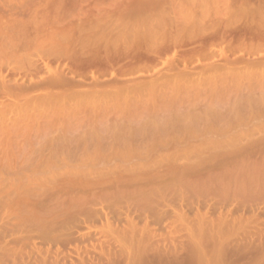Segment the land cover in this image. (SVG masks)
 <instances>
[{"label":"rangeland","instance_id":"1","mask_svg":"<svg viewBox=\"0 0 264 264\" xmlns=\"http://www.w3.org/2000/svg\"><path fill=\"white\" fill-rule=\"evenodd\" d=\"M172 1L174 0H0V7L35 3L36 7L39 8L26 15V20L40 21L43 18L49 17L62 20L72 19V21L74 20V22L71 21L74 23L73 29L68 28L65 30L74 31L77 35L71 31L68 32V35L70 33V37H78L81 34V38L82 36H84L83 38L86 36L81 41L79 37L78 39L76 38L75 45L77 47L75 48L76 51L74 50L76 55L75 52L74 54L72 53L74 45L71 53L69 52V55L63 56V59L61 58L60 60L61 62L56 61L52 63V69L55 71L57 69L66 79L72 78L73 72L74 79L72 81L71 79L68 80L70 81L69 86L58 88V90L54 88L53 91L51 88H47L44 92L40 91V95L39 92L36 93L37 96L34 94L38 98H35L36 100L32 103L22 101L10 105V102L7 100H0V264H264V154L257 153L250 157H242V159H227L229 161L224 162L219 168L212 169L209 172L205 171V173L202 171L203 174L201 175H199L200 173H192L194 175H192L193 178H191V174H188L189 176L187 175V177H190L192 180L190 178L187 180L194 182L192 184L185 182L187 181L185 179V181L183 180L184 182L180 179L183 173L180 176L174 174L176 176L174 178L173 173L171 175L164 169L170 176L167 175L165 180L163 177L162 180L164 182L160 179L157 182V177H155V182H157L156 184L154 183L155 186L154 184H152L153 186H150L151 184L125 185L117 188L118 190L115 188L116 191H113V189H109L110 192L109 190L106 191L109 193L94 188L95 190L86 191L85 195H83L84 200L86 198L84 210H81V204L77 206L71 204L61 212L59 218L55 219L52 211L54 210L52 209L54 208L53 205L55 206L54 202L46 208H40L35 204L38 200L46 198L44 195L33 197L31 201L37 202L32 203L30 201L27 205H15L8 201V194L10 193L8 190L9 185L14 179L16 181L18 177L24 179V175L34 174L43 179L49 177L51 180L52 176L64 171L60 169L66 170L67 167L72 168L76 166L79 168L78 171L81 174H92L104 170L111 178H115L126 176V171L138 163L144 164L146 170L159 169L162 164L167 162L166 158H162L153 152L145 153L140 146L143 143L142 139L154 134V132L158 136L157 142L168 139L169 137L164 138L158 135L164 128L170 131L176 129L178 131L176 136L182 140L198 139L204 143L227 145V148L233 146L241 149L247 146H259L264 142V64L261 62L262 60H260V64L255 61V59L259 60L264 56V47L261 45L263 51L261 48L254 50L256 48L254 41L257 40L255 39L253 41V49L251 48L253 53L250 54L248 51L251 45H247L248 49H246V46L242 49L240 45L242 44V39L238 40L239 38H235L238 40V43L240 41V44L235 40H232L234 42H229L227 50H225L228 47L226 43L223 42L225 45H215L217 41L214 40L213 44L217 47H214L215 53L217 52V54H213L214 57L211 58L212 55L209 53V57L203 56L205 59L199 56L200 58L195 61L193 60L194 57H198V54L196 56L195 53L196 49L200 48L199 42L205 41L203 34L205 36L206 33H209V29L212 30L210 31L212 32L210 35L214 36L213 29H210L205 24L214 19L211 16L214 15L212 11L215 5L207 9L210 10L209 16L212 14L211 18L207 15L208 20L205 21H208L207 23L202 20V16L207 12L204 11L205 9L203 10L204 15L199 17L196 16L197 14L195 15L199 19L201 17L205 26H202L201 23L199 26L194 27L195 29H192V26L187 27V29H190V32L186 29L185 31L182 30V32L184 31L182 34L180 31L181 36L178 41L181 42V39H184L182 40L183 44L181 43L182 47H180L178 42L165 55L158 52L160 49L155 52V55L162 56L160 60H158L157 56H153V52H151L152 45H148L150 49L147 47L148 40L145 43L146 46H143V40L141 42L140 40L134 42L132 39L125 41H123L124 39L113 40L108 46V53L114 55L115 61V55L118 57L117 60L122 57L121 55H123V58H126V60H122L121 58L124 62L118 60L120 63H117L118 65L116 64L115 69H113L114 66L112 65H115L114 58L112 59V56L107 55L106 45V49L104 46V52H102V46L104 45L103 35L105 33H98L103 31L96 27L98 24H93L94 22L100 23V21H96L95 16L107 21L108 18L114 19L110 23V28H112L118 24L115 14L121 10L155 8L157 6L155 8L157 13L166 12L168 14L177 8L176 4L178 0L175 1L177 3L174 5ZM181 1L183 5L180 8L186 7L191 9L194 7L191 4V7L186 6L189 0ZM208 1L210 2L209 5H211L212 0ZM200 2L199 0L198 3ZM253 2L257 3V0H253ZM180 8L178 6V9L182 12ZM197 9L199 8L197 7L196 10H193L198 11ZM1 13L4 12L1 11ZM0 15L5 16L7 14ZM87 15H89V18ZM77 17L79 18L77 19ZM99 18L98 20H100ZM246 18L247 14L240 13L228 20L223 18L224 22L222 20L221 26L220 24L218 25L222 29L223 24L227 20L225 24H230L232 27L233 25L235 27L236 25H240L239 28H241ZM80 19L84 22H88L91 19L93 25L91 26L90 21V27L85 30V25ZM103 19L101 20L102 25L107 26V21L103 23ZM79 24H82V27ZM238 26L234 29L232 28L233 30L230 32L233 33V31L239 29ZM100 27L102 26L100 25ZM90 28L99 30L98 32L94 30V33L96 32L98 37H91L94 34ZM83 30L87 35H84ZM87 30L90 31L87 32ZM202 32L203 34H201ZM234 33L233 35L236 34ZM198 36L202 37L199 39ZM211 37L209 34L206 36V44L210 45L208 41ZM66 38L55 35L53 37L55 41H65ZM192 38L196 49L194 48V43L193 45L189 43L190 39L192 42ZM255 38L257 37L255 36ZM212 39L213 37L210 40L212 41ZM249 39L248 42L250 41ZM244 40L246 44L247 39ZM234 43L238 44L237 50H239L240 45V51L245 48L248 50L247 53L237 51ZM97 44L101 45L100 49L97 47L99 50L96 48ZM140 45L143 48H140ZM156 45L157 43L154 44V47ZM171 45L169 44V47ZM177 45H179L180 51L177 49L176 53ZM191 46L193 47V52L195 50L194 55L192 54L193 56L189 54L192 48L188 50L189 53L185 51L193 62L189 58L186 64L183 60L185 58H182L186 54H184V51L181 52V49L183 47V49H190ZM203 46H205V43ZM211 47L207 46L210 50ZM231 47L233 49L230 55ZM132 48L136 49L135 52L138 50L140 58L141 56L146 59L149 58L150 61L153 59L150 63V65L152 64L151 67L149 65V68H147L148 71L145 68H143L144 70L142 69L144 63L141 67V61L138 59L139 55L136 53L135 56L138 57L137 60L136 58L133 60V63L136 62L137 67L133 66L134 70L131 72L132 68L128 60L133 65L130 60V57L133 58L134 56ZM173 48L175 49L173 50ZM203 49L205 54L207 49L206 47H203ZM219 49H222L220 50L221 52ZM118 50L121 51L118 52ZM223 50L226 55H224ZM164 51H166L165 48ZM258 51L261 52L258 53ZM124 52H126V55H124ZM179 52L183 54L181 55ZM94 53L99 58H95ZM221 54L223 58H226L229 54L230 57L228 55V59L226 58V60L232 63L234 60L232 55L235 54V62L240 61L242 66V61H244V66L241 70L245 67V71H240L239 68L241 66H239V63H234L238 69L233 68V71L231 68L233 72L231 71L230 73L222 70L224 76L222 75L221 81L219 79L222 72L217 78L214 75L215 80L212 83L210 80L213 79V75L205 67L212 65L213 63L211 64V62L216 61V59L221 60ZM92 56L94 61H91ZM106 56L107 59L105 60ZM189 56L187 55V57ZM108 57L111 58V61ZM236 57H238L237 60ZM79 58L83 59L79 61L80 64L78 62ZM210 58L211 60H209ZM73 59H77V62ZM231 59L233 60L230 61ZM72 60L74 62H71ZM200 60L202 62H199ZM203 60H207L208 65ZM220 60L218 61L219 65H223L225 60ZM250 60H254L258 67L256 65L252 67L254 64L253 62L249 63ZM84 61L88 64L89 70H87L88 68ZM172 61L175 65L178 63L180 65L178 64L175 68V65H171ZM19 62L21 65H25L27 60L23 59ZM82 62L83 66L79 68L78 65H81ZM98 62H101V66L102 64L105 67L107 66L106 71L109 72V75L106 72L107 77L103 74V71L105 73V67L103 68L102 66L103 70L101 72L99 70L101 66ZM109 62L111 65L107 64ZM111 62L114 63L112 64ZM125 62L128 64H125ZM90 63L93 66L92 70ZM61 64L65 65L64 68ZM70 64L76 69L78 67L80 72L83 68V72L86 70L90 74L87 73V76H85L86 72L82 74L76 73V69L72 71L73 67ZM97 64L99 67H97ZM214 64L216 63L214 62ZM187 65H189L188 68H191L188 69ZM247 65L252 67L249 70L250 72L247 71ZM121 66L127 67L124 69L127 72L122 71L121 74H117V70H121ZM231 66L234 67V65ZM128 67H130L129 74ZM193 67H197L199 70L197 71V68L192 69ZM96 68L102 73L101 75L100 73L97 74ZM259 68L262 72L254 70H258ZM135 70H139L140 73L139 71L138 74L135 73ZM161 70L164 73H168L169 71L168 75L166 74V76L163 72H160ZM174 71L176 74H179V72L183 74L182 77L186 79L183 80L186 82L180 80L182 79L180 74L176 78ZM44 72L46 71L44 70ZM123 72L125 73L124 75H122ZM158 73H161V75H158ZM209 74L210 76L208 77ZM40 75L42 79L39 77ZM119 75L123 78V83L120 81ZM148 75H151V78H154L155 81L160 80L161 86H164L162 84L164 82L165 84L171 82L173 86L170 83V86H167L168 88L166 87L165 89L163 87V91H160V86L155 92L150 93L148 90L143 92L145 82L151 81ZM113 76L118 77L121 84L117 83L119 82L118 78H115L113 80L116 84L113 82L112 85L113 80L111 78H114ZM172 76L173 78H171ZM188 76L190 84L187 85ZM49 77H52L50 73H43L42 71L38 75V78L35 77L34 81L37 83L40 78V81L44 80L48 82L51 79H47ZM129 77L132 79L130 80ZM157 77H159V80ZM82 78L84 80L81 81ZM27 79H20L21 82L19 80L18 84L28 86L31 84V81H29V78ZM110 79L111 84L107 83ZM126 79L128 80L127 82ZM137 79L140 82L145 80L144 85L142 83L143 88ZM165 79L171 81L167 83ZM176 79H178L177 84H175ZM74 80L79 81V85ZM102 81L105 83L104 85ZM215 81H219L218 85H223L221 89H216L214 86L217 85L214 83ZM80 82H84V84L81 83L80 86ZM131 82L135 83L133 88L130 85ZM98 84L101 86H98ZM126 84L130 86L126 87ZM72 86L74 87L71 88ZM103 86L106 87L104 88ZM138 87L140 92L138 91ZM50 91H52L51 95L48 93ZM1 103L3 104L1 105ZM201 110L203 112H200ZM194 114L197 115L194 116ZM147 115L153 116L150 122L147 125H138V120L143 117L145 118ZM8 124H18L19 127H24L23 131L16 136L13 134L8 135L6 132ZM123 125H128V128L138 131V133H141L140 136L135 138V141H132L133 139L128 138L129 136L127 134L124 135L123 132H118V134L114 135L115 130H120L119 126ZM128 128L126 129L127 132L129 131ZM91 129H96L97 132L87 142V145H92L94 144L93 142H104L105 140L102 138H107L108 141L109 137L115 136L120 137L117 141L131 142L125 143V146L121 145L122 148L118 152L110 149L101 150L93 146L88 150V153H77L74 155H67V153L56 151L51 146L50 141L67 130H71L78 135ZM204 131L210 132L207 134ZM130 143L131 145H128ZM181 159V162L193 163L199 160L196 157ZM162 171L163 169H161V173L163 174ZM161 173L159 178L160 176L162 177ZM195 174L197 175L196 177ZM194 178H196V181H194ZM159 182L163 183V185L160 183L162 186L156 187L157 184L159 185ZM85 210L90 213L89 216L84 215L83 212Z\"/></svg>","mask_w":264,"mask_h":264},{"label":"bare ground","instance_id":"2","mask_svg":"<svg viewBox=\"0 0 264 264\" xmlns=\"http://www.w3.org/2000/svg\"><path fill=\"white\" fill-rule=\"evenodd\" d=\"M175 1L176 0H174L172 2H173V5L178 2L176 4L177 8L175 6L176 9L174 11H171L168 14H166V12L157 13L156 12L157 10L155 9V8H157V6L155 8L130 9V10H127V11L121 10L118 13L115 14V16H116L115 18L118 21V24L115 25L114 27H112L113 29L110 28L111 27L110 23L113 22L114 19L112 20V18L111 19L108 18V21H107V20L102 18L104 20L103 23H106L105 21H107V26H106V25H102V23H101L102 19L101 18L98 17L100 19V20H98V18L95 16L96 21L97 22L100 21V23H95L94 22L95 19H93L94 20L93 24H98V26L96 25V27L100 28V30L102 29L103 32H101V31L98 32L99 30L97 31L96 28H94V29L90 28L91 31L93 30L92 32L94 34V35L92 34L93 36H91V37L92 38H96V36L98 37V34L96 32L94 33V30H96L98 33H103V34L105 33L104 35L102 34L103 38H104V45L102 46V48H103L102 52H104V46L106 45L107 49H106V46H105V49L107 50V53H108V46L115 39H121V40L124 39L123 41H125L127 39H132V40H134V42L136 40H140V42H141V40H143V42H144L143 46H146L145 43L148 40L149 42H147L148 43L147 47H149V49H150V46L152 45L151 52H153V56L154 57L157 56L159 58V59L158 58L157 59L160 60L161 59L160 57H162V56L155 55V52H157L160 49V51H158V52H160V54L163 53L165 55V54L168 53L169 49H172V47H175V45L178 42H179L178 44L180 45V47H182L181 43H182V40H184V39H181V42L178 41V40H180L179 37L181 36L180 34H181L182 30L185 31L187 29V27H190V26L193 27L192 29H195L194 27H197V26H199V24L202 23V26L208 25L210 27V29H213L214 36L210 35V33L212 34V32H210V31H212V30L208 29L209 33H206L205 36L203 34V32H204L203 31L201 34H203V37H205L204 38L205 41L203 42V40H202L201 42H199V44L197 43L200 46L199 49H196V45H195V43L193 41V38H192V42H191V39H190L189 43L192 44V45L194 43V45H195L194 48L196 49V53H195V50L193 52V47L192 46L190 47V49L189 48L188 49H183L184 47L181 49V52L184 51L185 52L184 54H186L188 52V50H191V48H192L191 53H189V52L188 53L191 56H193L194 53H195L196 56L198 54L197 58L194 57V59H193L194 61L197 60L198 58H200L199 56H201L202 58L209 57L208 56L209 53H210V55H212L211 58L214 57L213 54H217V52L215 53V49H214V47H216L215 45H217V44L218 45L219 44L223 45L224 43H226V45L228 47H226L225 50H227V48H229V42H234L232 40H235L237 42L238 40L242 39V41H241L242 44H240V41H239V43L237 42L238 44L241 45L242 49H243L244 46H246V49H248L247 45H251L249 51L246 50L245 48H244V50L241 49V51H244L246 53L248 51V53H250V54L253 53L251 50L253 49V46H254L253 41L255 39H257V40L254 41L256 43L255 44L256 48L254 50H257V48L259 50L261 48V45H262V47H264V40H263V38H264V0H257V3H254L253 0H212L211 5H209L210 2L208 0H200L201 1L200 3H198L199 0H197L198 2L196 0H189L188 1L189 5H188V2H187L186 6L191 7L190 6V4H191L192 7L193 6L195 7V8L194 7L191 8L192 10L190 8H186V7H185L186 9L184 7L180 8V6L183 5V2L180 0V3H179V0H178L175 3ZM184 2H186V1H184ZM213 5H215V6H213ZM178 6L182 10V12L178 9ZM210 6L214 7V10L212 11V13L214 15L213 16H211L212 14L210 15L211 17H214V19L210 21L211 23L209 22L208 24H205V23L208 22V21L207 22H205V21L208 20V16H209L210 10H207V9ZM40 7H42V6H40ZM197 7L199 8V9H197L198 11H194V10H196ZM38 8L39 7H36L35 3L34 4H29V5H22V4L21 5H17V4H15V5H7V6L0 7V14H5V13L7 14L5 16L4 15H0V100L2 99V101H3L5 99L8 102H10V105H13V104H16L17 102H22V101H24L25 103H29V102L32 103V102H34L36 100L35 98H38V97H36L37 96L36 93L39 92V95H40V91L44 92V90H47V88H51L52 91H53L54 88H55V90H56V88L58 90V88H61V87H64V86H69L70 85V81H68V80L71 79V81H72L74 79L73 78V72H72V76H71L72 78L67 77L69 79H66L64 76H62L61 73L58 72L57 69H56V71L52 69V63L56 62V61L57 62H61L60 60H61V58L63 56H65L67 54L69 55V52L71 53V51L73 49V46L75 45V41H77L76 38L78 39V37H79L80 41L82 39L86 38V36H85V38H83L84 36H82V38H81V34H79L78 37H74V36H72V33L74 31L72 32L71 30H65V29H68V28H72V26L74 25V23H72V22H74V20L72 21V19L71 20L69 19L70 21L68 19L62 20V19H58V18H55V17L43 18L40 21L39 20L28 21V20L25 19L26 15H28L29 13L37 10ZM173 8H174V6H173ZM203 10L205 12L206 11L207 12L209 11V12L208 13L206 12V14H205ZM1 11H3L4 13H1ZM240 13L247 14V18H246V21L243 22V25L241 26V28H239L240 25L239 26L236 25V27L238 26L239 29H236V31H233V33L234 32L236 33V34L234 33L235 35H233V33L230 32V31L233 30L234 28H236L235 25H233V27H232V25L225 24V23L232 16L239 15ZM84 15H85V12H84ZM195 15L198 16V17L204 15V16H202V18H203L202 20L205 23L201 20V17L199 19ZM87 16L89 18V15H87ZM78 18L79 17H77V19ZM223 18L227 19L226 22L222 26L225 30L223 28L222 29L219 28V25H218V24H220V26H221L222 20L224 22ZM80 21H82V20L80 19ZM90 21H91V26H92L93 24H92V20L91 19L88 20V22L82 21V23H84V25H85L84 26L85 30L88 29V27H90L89 26L90 25ZM64 23H66V24H64ZM195 24H197V25H195ZM79 25L81 26L82 24H79ZM86 25H88V26H86ZM100 25L102 27H100ZM193 25H195V26H193ZM109 28H110V30L111 29L112 30L110 31ZM226 28L229 29V30H227ZM90 30H87V32L90 31ZM187 30L189 31L190 29L188 28ZM69 31L72 32L71 36L73 38H75L74 40H73L72 37L69 36L70 33L68 35ZM84 32L85 31L83 30V33ZM106 32H107V34H106ZM112 32H113V35H112ZM114 32H117V33H114ZM176 32H179V33H176ZM183 32H182V34H183ZM85 33H84V35H87ZM74 34H76V33L74 32ZM89 34H91V32H89ZM174 34H176V35H174ZM208 34H209V36L213 37L212 41L210 40L212 37L209 38L210 42L208 41V43L210 45L206 44V36ZM54 35L55 36L65 37V38L67 37V38H66L65 41H62V40H60V41L56 40L55 41L53 39ZM177 35H179V36H177ZM255 36L257 38H255ZM91 37L89 36V38H91ZM154 37H155V39H154ZM175 37H176V39H175ZM182 37H183V35H182ZM201 37H199V39ZM253 37H254V39H253ZM89 38H87V39H89ZM235 38H239V39L237 40ZM248 38H250L249 42H248ZM258 38L260 39L259 42H258V40H259ZM144 39H146V40L144 41ZM244 39H247L248 44H247V42L245 44V40ZM214 40L217 41L215 43V45L213 44ZM251 40H252V42H251ZM169 41H171V42H169ZM185 41H187V40H185ZM114 42H116V41H114ZM150 42H152V44H150ZM174 42H175V44H174ZM261 42H262V44H261ZM156 43H157V45H156V47H154V44H156ZM171 43H172V45H171ZM204 43H205V46H203ZM169 44L171 45L170 47H169ZM234 44H235L236 50H237L238 49V44L237 45H236V43H234ZM98 45L99 44L96 45V48L98 47L100 49L101 45H99V46ZM148 45H150V46H148ZM179 45L176 46V50H175L176 53H177V49L178 50L180 49V47H178ZM240 45H239V50H237V51H239L241 53ZM166 46H167V48H166ZM207 46H209V47L212 46L213 47V52H212V47H211V50H210V48L208 49ZM235 46H232V47H235ZM76 47H77V45H75V47L73 49V52H72L73 54L76 51L75 50ZM161 47H162L163 52L161 50ZM203 47H206V49H207V52H205V54H204ZM232 47L230 48V51L233 49ZM140 48H143V47H141V45H140ZM164 48L166 49L167 52L164 51ZM197 48H198V46H197ZM132 49L134 50V48H132ZM174 49L175 48H173V50ZM206 49H205V51H206ZM135 50H134V53H133L134 54L133 58L130 57V60L132 61L131 63L133 65H131L130 61L128 60L129 65L132 68L131 72L134 70L133 66L135 68L137 67L136 62H134L135 65L133 63V60H135V58L137 60V57H138V56L137 57L135 56L136 53L139 55L138 59H139V61H141V63L139 62L141 64L140 65L141 67L143 66V63H144V66L142 67V69L145 68L146 71H148L147 68H149V65H150V63L152 62L153 59H151V61H150L149 58L146 59L145 57H142V56L140 58V53H138V50H137V52H135ZM146 50L148 51V49H146ZM220 50H222V49H219V51ZM261 50H262V48H261ZM120 51L118 50V52H120ZM210 51L212 52V54H211ZM144 52H145V50H144ZM151 52H150V54L152 55ZM223 52L225 53L224 50H223ZM234 52H236V51H234ZM260 52L261 51H258V53H260ZM229 53L231 55L232 51L229 52ZM116 54H117V52H116ZM119 54H118V56H119ZM179 54L182 55L183 53L179 52ZM189 54H186L185 56L184 55L182 56V58L183 57L185 58L183 60H184V62H186V64L188 63L189 58L191 60V57L189 56ZM75 55H76V52H75ZM96 55L94 53V57L95 58H99V56L96 57ZM107 55L109 56L110 54L108 53ZM124 55H126V52H124ZM128 55H129V53H128ZM130 55L132 56V54H130ZM187 55L189 57H187ZM224 55H226V53ZM228 55L226 57L227 59H228ZM230 55H229V57H230ZM244 55H247V54H244ZM110 56H112V59L114 58V55H110ZM121 56L122 57H120V59H118V60H120L121 62H124L122 60L123 59L126 60V58L125 57L123 58V55H121ZM221 56H222L221 60L220 59H216V61H212L211 64L212 63L213 64L209 65V67H207V66L205 67V65H204L205 69L209 70L211 73L209 71L208 72L211 75H213L212 76L213 77L212 80L208 79V80H210V82L212 81V83H213V80H215L214 78L215 77L217 78V76H219V74L222 72L220 74L221 77L219 79V81H221L222 75L224 76L222 70H224V72L228 71V73H230L233 68L238 69L237 67H235L234 63H237V64L239 63V66H241L240 61L235 62V57H234L235 54L232 55L234 60L233 59L230 60V61L233 60V63L229 62L228 60H226V58H223L222 54H221ZM73 57H75V56H73ZM115 57H116V61L117 62L115 61V58H114L113 61L115 62V65H112V66H114L113 69H115V66H116L117 63L118 64L120 63V61L118 62V60H117L118 57L116 55H115ZM263 57L260 58L259 60L255 59V61H257V63L260 64V60H262L261 62L264 64V60H263L264 58ZM92 58H93V56L91 57V61L92 60L94 61V59H92ZM121 58H122V60H121ZM127 58L129 59V57H127ZM142 58L145 61L141 60ZM174 58H173V60H174ZM211 58L209 60H211ZM217 58H219V57H217ZM23 59L27 60V63L25 65H21L20 62H19L20 60H23ZM106 59H107V56H106L105 60ZM109 59L111 61V58H109ZM176 59H178V58H176ZM222 59H224L225 61L223 60L224 61L223 65H219L218 61L219 60L222 61ZM237 59H238V57H236V60ZM2 60H4V61L2 62ZM73 60L74 61L76 60V62H77V59H73ZM73 60L71 62H74ZM80 60L81 59L79 58L78 62ZM146 60L149 61V62H147ZM183 60H181V61H183ZM155 62H156V60H155ZM199 62H202V61L200 60ZM203 62L207 63V65H208L207 60L206 61L203 60ZM214 62L216 64H214ZM242 62H243L242 66L239 69H240V71H243V70L245 71V67L243 68V70H241L242 67L244 66L243 65L244 61H242ZM250 62H253L254 66H252V67H255L256 63L254 62V60L253 61L250 60L249 63ZM84 63H85V61H84ZM98 63L101 66V62H98ZM102 63H104V62H102ZM205 63H203V64H205ZM79 64H80V62H79ZM93 64H95V62H93ZM107 64L111 65L110 62L107 63ZM125 64H128V63L125 62ZM178 64L175 65L173 63V61H172L171 65H173V66L175 65L174 67L176 68V66ZM237 64H236V66H237ZM86 65H84V66H86L88 68V64H86ZM151 65H150V67H151ZM156 65H157V63H156ZM158 65H159V63H158ZM231 65H234V67H232ZM245 65H246V62H245ZM249 65H251V64H249ZM249 65H247V67H246L247 71H249L252 68ZM61 66H63V68H64L65 65L61 64ZM70 66L73 67L72 71H74V69H76V68H74L73 65L70 64ZM80 66H83V62L81 63V65H78L79 68H80ZM91 66H92V64H91ZM102 66H103V68L105 67L103 64H102ZM102 66H101V69L99 68V70L101 72L103 70ZM197 66L200 67V65H198V64H197ZM78 67H77L78 71L76 69V73L79 72V74H82V73L86 72L85 76H87V73L90 74V72H88L86 70H84V72H83L82 71L83 68L81 69V72H80ZM97 67H99V65ZM119 67H120V65H119ZM188 67H189V65H187V68ZM68 68H69V65H68ZM87 68H84V69H87ZM106 68H107V66L104 69L105 73L103 71V74H105V75H106V72H108V71H106ZM122 68H123V70H122ZM126 68L127 67H122L121 66V70L119 69L120 72H119V70H117V74L118 73L121 74V72L124 71V69H126ZM128 68H129V70H128V74H129L130 67H128ZM190 68H188V69H190ZM195 68H197V67H193L192 69H195ZM260 68L258 70H256V69H254V70L262 72V71H260ZM89 69L90 68H88L87 70H89ZM92 69H93V66L91 67V70ZM167 69L169 70V68H167ZM202 69H203V66H202ZM205 69H204V71H206ZM44 70L46 72H44ZM96 70H97V74L98 73H100V75L102 74L97 68H96ZM196 70L198 71L199 69L197 68ZM262 70H263V68H262ZM42 71H43V73H47V72L50 73L52 77L47 78V79L51 78L48 82L43 80L45 82L44 83L42 80L40 81V78H41V75H40L39 76L40 77L39 78L40 82L36 79L38 81L36 83L34 81V79H35V77L38 78V75L41 74ZM64 71H65V69H64ZM138 71L135 70V73L138 74ZM180 71H181V69H180ZM200 71H201V69H200ZM233 71H234V69H233ZM124 72H127V70H125ZM124 72L122 73V75L125 74ZM160 72H163V74H165V75L166 74L168 75V73H169V71H168V73H166V72L164 73L163 70H161ZM252 72H254V71H252ZM68 73H70V71H68ZM110 73H111V68H110ZM139 73H140V71H139ZM174 74H176L175 71H174ZM179 74H180V72H179ZM179 74H176L175 77L177 78L179 76ZM192 74H193V72H192ZM210 74L208 75V77L210 76ZM65 75H66V73H65ZM108 75H109V72H108ZM143 75H145V74L143 73ZM143 75H142V77H143ZM153 75L155 76V74H153ZM158 75H161V73H158ZM158 75H156V76H158ZM171 75H173V74L171 73ZM180 75L182 77L183 74H180ZM214 75H215V77H214ZM42 76H43V74H42ZM148 76H150V80L151 81H149V82L146 81L147 83L145 82V80H143V82L142 81L140 82L137 79V81H139L141 83V85H142V83L144 85V82H145V85H144L145 88L143 89L144 90L143 92H146L148 90L150 93H152V92H155V90H157L161 86V84H160L161 82L158 79L160 76L157 77V79L159 81H155L154 78H151V75H148ZM203 76H204V74H203ZM106 77H107V75H106ZM113 77L114 78H111L112 80L115 79V78H118V77H115V76H113ZM23 78H26V79L29 78V81H31V84H29L28 86H24V85L18 84V81L20 79L23 80ZM92 78H94V77H92ZM119 78H121L120 81L123 83V81H122L123 78L120 77V75H119ZM119 78H118V81H119ZM126 78H128V77H126ZM132 78H130V80ZM140 78H141V76H140ZM171 78H173V76ZM47 79L45 78V80H47ZM77 79H78V77H77ZM111 79L108 80L107 83L111 84V82H110ZM145 79H146V77H145ZM160 79H161V77H160ZM178 79L175 80L176 81L175 84L178 83L177 82ZM183 79H185V78L182 77V79H180V80H182V81L186 80V79L185 80H183ZM82 80H84V78H82L81 81ZM95 80L97 81L96 77H95ZM95 80H93V81H95ZM74 81H76V83L79 85V81L78 82H77V80H74ZM120 81L117 82V83L121 84ZM127 81L128 80L126 79V82ZM165 81H167V79H165ZM168 81H171V80H168ZM168 81H167V83H168ZM188 81L190 82L189 76H188L187 82ZM219 81H215L214 83L217 84ZM11 82H15V83H12L13 86H12ZM19 82H21V80ZM113 82H114V84H116L115 81L113 80L112 81V85H113ZM189 82L187 83V85L190 84ZM81 83L84 84V82H80V86H81ZM102 83H103V81H102ZM170 83H168V84H165V82L162 83V84H164V86L163 85L161 86V90L160 91H163L162 89H164V88L166 89L167 86L169 87ZM77 84H75V85H77ZM104 84L105 83H103V85ZM134 84L135 83H133V82L130 83L132 88H133ZM183 84H184V82H183ZM130 85L128 84V86H130ZM143 85H142V88H143ZM171 85L173 86V83H171ZM98 86H101V85L98 84ZM128 86L126 84V87H128ZM214 86L216 87V89L217 88L221 89V86H223V85L222 84L221 85L217 84V85H214ZM73 87L74 86H72L71 88H73ZM114 87H116V86H114ZM62 90H63V88H62ZM136 90H137V88H136ZM52 91H50L48 93L51 95ZM138 91L140 92L139 87H138ZM156 92H159V91H156ZM34 94H36V96H34ZM46 94H47V91H46ZM48 95H46V96H48ZM50 98H51V96H50ZM40 100H41V97H40ZM2 104L3 103H1V105ZM159 111H163V110H159ZM200 112H203V110H201ZM196 115L197 114H194V116H196ZM152 117L153 116L147 115L145 118L144 117L141 118L140 120H138V125H140V124L141 125H147V123L150 122ZM119 127H120L119 128L120 130H118V129L115 130L114 128H112L113 130H115L114 135L118 134V132H123L124 135L127 134V136H129L128 138H132L133 139L132 141H135L134 139L138 138V136H140V134H141V133H138V131H136V130H134L132 128H128V125H125V126L123 125V126H119ZM23 128L24 127H22V126L19 127L18 124H8L6 132H7L8 135L13 134V135L16 136V135H19L23 131ZM115 128H118V127H115ZM127 128L129 129L128 132L126 131ZM155 128H157V127H155ZM159 128H161V127L159 126ZM96 132H97L96 129H91L90 131H87V132H84V133L76 135L75 132H73L71 130H67V131L59 134L58 136H56L54 139H52V141H50L51 142V146L56 151L67 153V155H74V154H77V153H88L89 152L88 150L91 149L93 146H95V147H97L98 149H101V150L102 149H110V150H113L115 152H118V150H120L122 148L121 145H124L125 143L131 142V141H129V142H127V141H117L120 137L115 136V137H109L108 141H107V138L106 139L102 138L103 140H105L104 141L105 143L104 142H93L94 144L87 145V142H89L90 139L93 138V135ZM177 132L178 131L176 129H173V130L170 131L169 129H165L164 128V129H162L161 132H159L158 135L160 137L163 136L164 138L169 137L168 139L157 142L156 140H157L158 136L155 135V132H154V134H151L150 136H147L145 139H142L143 143L141 144L140 148L145 153L153 152V153L159 155L162 158H166L167 162L165 161L166 163L162 164L159 167V169L158 168H156V169L154 168L151 171L150 170H146V167H145L144 164L138 163V164L132 166L131 168H129L128 171H126V174H125L126 176L115 177V178H111L107 174V172H105L104 170H100V171L94 172L92 174H86V175L85 174H81V172L78 171L79 168L76 167V166H74L72 168L67 167L66 170L65 169H60V170H64V171L62 173H57L58 175L52 176L51 180L49 179V177L43 179V178H41L39 176H36L34 174L33 175H26V176L24 175V179L22 178L23 180L18 177L17 178L18 180L16 179V181H14L15 180L14 179L13 182L9 185L8 190L10 191V193L8 194V191H7L8 201L10 203H12V204H15V205H17V204L18 205L19 204H26L27 205L31 201V199L33 197L35 198L36 196H39V195L43 196L44 195V197L46 196V198L40 199V200H38V202L35 201L37 203H35L34 201L33 202L31 201V202L35 203L36 206H38L40 208H46L50 204H52V202H54L56 207L53 205L54 208H52V209H54V210H52V211H53V216H54V219H55V218H59V216L61 215V212L64 211V209H66L71 204H75V206H77L78 204H81V206H82L81 210H84L85 209L84 204L86 202V198L84 200L83 195H85L86 191L95 190L94 188H98L99 190H101L103 192H106L109 189H113V191H116L115 188L116 189L117 188H121L122 186H125V185H128V186L130 185L131 186L133 184L134 185H137V184L150 185L151 184L150 186H153L152 184H154V183L156 184L159 181L158 179L162 180L163 177H164V180H165L166 176L167 175L170 176L169 174L172 175V173H173V177L175 176L174 174H176V175L178 174L180 176L183 173L184 175L182 174V178L180 177V179H182V181H183L184 179L187 180V179L190 178V177H187L188 174H191L190 176H192L193 175L192 173H200L199 175H201V174H203L202 171H204V173H205V171L209 172L212 169L219 168L221 165H223L224 162L229 161L227 159H231V158H233V159H235V158L236 159L237 158L238 159H242V157L243 158L250 157V156H252L254 154H257V153H259L261 155L264 154V142H262L259 146H247V147H244V148H241V149H237V148H235L233 146L227 148L226 147L227 145H221V144H218V143H204V142H202L201 140H198V139L188 140V141L182 140V139H180V138H178L176 136ZM204 132L208 134L210 131H204ZM171 135H172V137H171ZM128 145H131V143L128 144ZM189 157H196L199 160H198V162H194V163L193 162H181L180 161V160H182L181 158L189 159ZM162 162L164 163L163 160H162ZM161 169H163V171H162L163 174L161 173ZM164 169H165V171H168L169 174L167 172H165ZM60 170H58V171H60ZM158 170H160L159 173H158ZM153 172L154 173L157 172V173L154 174ZM179 172H181V173H179ZM160 173L162 174V177L160 176V178H159ZM157 174H158V176H156ZM193 176L191 178H193ZM196 176L197 175L195 174V177ZM155 177H157L156 178V181L158 180L157 182H155ZM195 179L196 178H194V181H196ZM18 181H20V182H18ZM185 182H188V183H191V184L194 183L192 181L190 182L189 180H187ZM160 183L161 182H159V185L157 184L156 187L160 186L161 184L163 185V183H161V184ZM155 184H154V186H155ZM109 192H110V190H109ZM109 192H106V193H109ZM83 213H84L85 216H89L90 215V213L88 211H86V210ZM109 220H110V218H109Z\"/></svg>","mask_w":264,"mask_h":264}]
</instances>
